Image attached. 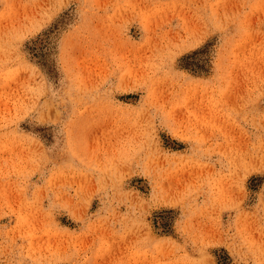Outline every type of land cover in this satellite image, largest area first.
Returning <instances> with one entry per match:
<instances>
[{"label":"rangeland","instance_id":"obj_1","mask_svg":"<svg viewBox=\"0 0 264 264\" xmlns=\"http://www.w3.org/2000/svg\"><path fill=\"white\" fill-rule=\"evenodd\" d=\"M0 264H264V0H0Z\"/></svg>","mask_w":264,"mask_h":264},{"label":"bare ground","instance_id":"obj_2","mask_svg":"<svg viewBox=\"0 0 264 264\" xmlns=\"http://www.w3.org/2000/svg\"><path fill=\"white\" fill-rule=\"evenodd\" d=\"M263 75V74H262ZM245 146V145H244Z\"/></svg>","mask_w":264,"mask_h":264}]
</instances>
